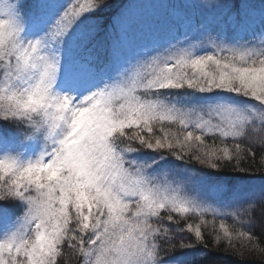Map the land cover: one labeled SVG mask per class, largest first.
Here are the masks:
<instances>
[{
  "label": "snow or ice",
  "instance_id": "1",
  "mask_svg": "<svg viewBox=\"0 0 264 264\" xmlns=\"http://www.w3.org/2000/svg\"><path fill=\"white\" fill-rule=\"evenodd\" d=\"M241 3L249 20L258 13L264 17V7H255L254 0ZM105 4L72 0L34 39L21 35L23 5L0 4V119L15 123L22 140H42L35 158L0 156V202L18 200L23 207L11 231L0 238V264H65L66 253L71 264H164L165 244L171 251L196 244L207 249L214 242L228 252L264 243V232L257 238L250 231L257 208L264 221V191L231 213L234 225L229 226L220 218L222 213L168 186L162 188L148 173V164L129 158L149 149L161 158L167 153L210 169L226 167L224 162L233 159L240 168L246 155L260 154L264 160V30L258 40L235 43L225 42L216 31L205 32L196 41L210 48L203 55L194 54L196 42L170 44L163 54L146 56L122 69L113 82L105 81L76 99L56 87L60 46L85 13ZM212 8L231 19L225 0ZM175 11L185 19L182 9ZM165 89L222 90L250 97L256 105L177 107L138 95H159ZM164 122L180 128L171 132ZM208 135L221 143L209 146ZM229 139L239 142L230 147ZM209 212L211 222L204 219ZM190 215L200 222L181 227ZM8 219V210L0 206V222ZM177 233L183 234L179 243Z\"/></svg>",
  "mask_w": 264,
  "mask_h": 264
},
{
  "label": "rangeland",
  "instance_id": "2",
  "mask_svg": "<svg viewBox=\"0 0 264 264\" xmlns=\"http://www.w3.org/2000/svg\"><path fill=\"white\" fill-rule=\"evenodd\" d=\"M24 0H0V4H16L19 8ZM33 4L32 11L27 12L22 8L24 30L21 35L26 39H34L47 31L59 11L66 7L72 0H29ZM220 0H133L126 5L115 21L116 29L125 32V38H113L104 45L108 49V57H102V62L95 67L85 68L83 57L76 59L88 44L97 41L100 30V22L95 20L92 24L86 22L85 13L70 29L61 44V63L57 77V90L71 92L74 98L79 99L96 87H102L105 81L113 82L117 79L122 69L128 68L146 56L163 54V49L170 44L180 42V46L195 44V42L208 31H216L221 34L227 43L247 40L252 42L255 37L243 32L244 27L235 22L236 9L234 0H225L227 9L231 11V19L223 13L213 12V5ZM199 5V7L195 6ZM176 9H182L181 15L185 19L178 18ZM95 11V10H93ZM92 11V12H93ZM91 12V13H92ZM224 18V22L221 19ZM203 22V25L185 27V22ZM259 38L257 37V40ZM102 46V48L104 47ZM53 44V49H55ZM210 48L196 42L193 52L203 55ZM151 71V70H150ZM158 71V69L156 70ZM155 74V72L153 73ZM3 79V70L0 69V80ZM180 90V89H173ZM185 100L177 107H189L192 105L207 106L217 102H226L240 108H251L256 105L250 97L241 94L214 90L209 93L194 92L184 89ZM183 90V91H184ZM191 99V101H189ZM3 119H0V121ZM0 139V156L17 155L25 161L35 158L42 147V140H22L17 132L6 131ZM2 137V135H0ZM130 159L149 165L148 173L155 176L157 182L163 188L168 186L170 190H176L181 197H194L219 213L221 219H231V213L238 211L239 207H247V203L264 191V178H253L241 185L236 191L223 193V186L206 180L204 174L182 168L174 163L161 158L155 152L144 149L129 154ZM155 161V163H153ZM171 194V191L169 192ZM211 215V213H206ZM241 219L248 221L247 217ZM15 218L9 215L7 222H0V238L6 232L11 231ZM240 226V224L238 223ZM191 254L180 256L162 257L164 264H184Z\"/></svg>",
  "mask_w": 264,
  "mask_h": 264
},
{
  "label": "trees",
  "instance_id": "3",
  "mask_svg": "<svg viewBox=\"0 0 264 264\" xmlns=\"http://www.w3.org/2000/svg\"><path fill=\"white\" fill-rule=\"evenodd\" d=\"M29 0H24L23 6L25 7L27 12L32 11V5ZM133 0H106V4L93 11L89 14L85 15L86 22L92 24L95 20H98L100 23V30L97 34V41L91 42L88 44L86 50L82 51L76 59L83 57L84 60V67L90 68L95 67L96 64L102 62V57H108V49L104 46L108 40L113 38H125V32L120 29H116L115 21L119 17L121 10L128 5ZM237 5L234 4V10L236 9V16L235 22L242 27H244L243 32L245 30L246 33H249L251 37H257L262 30H264V17H262L259 13L257 14L255 20H249L244 16L243 8L244 5L241 3V0H234ZM254 6L258 9L264 7V3L262 0H254ZM239 17V19H238ZM221 21H225L224 18ZM203 25V22H194L189 21L185 22V27L192 25ZM102 46H104L102 48ZM173 90V89H165L160 90L159 95H157L154 91L151 94H146L143 91L138 92V95L142 96L145 99H160L164 100L169 103H175L177 105H181L185 100H181V96H184L185 90ZM191 101V99L189 100ZM164 126L169 129L171 132H177L180 128V125L171 124L170 122H164ZM155 127L157 130L160 127V122H156ZM17 125L10 120H1L0 121V135L2 137L6 135V131L16 132ZM158 134H160L158 132ZM239 141L229 139L226 143L231 147L233 144ZM206 143L211 146L213 144L219 145L221 142L218 138L213 137L212 135H208L206 137ZM195 151V149H193ZM138 151L143 152L144 149H139ZM159 156L160 153L155 152ZM163 156L166 160L174 163L175 165L187 168L193 171H196L198 174H204L205 179L212 181H216L215 183H220L223 186V193L227 194L230 191H236L241 185H244L245 182L249 181L253 178H264V160L261 159V155L258 154L255 158L250 156H245L240 162V168L245 169L244 171H240V168L235 167L236 161L233 159L231 162H224L227 166L222 167L221 169H210L205 168L202 165L196 163L195 161L188 160H181L177 159L172 155H168L167 153ZM0 206L5 207L9 215L13 218L19 216L22 211V203L18 200L11 201V202H0ZM251 216V213H249ZM261 213L257 208L255 213V217H252L250 221L252 223L250 231L252 234L259 238L261 233L264 232V221L260 219ZM248 218V217H247ZM177 219H181L177 217ZM204 219L208 220L209 222L213 221L214 217L212 215L205 214ZM225 223L229 226L234 225V221L231 219H223ZM191 222L193 224L199 223L200 218L194 215L189 216L188 221H182L181 227L183 223ZM216 224L218 227L219 220H216ZM235 227L239 228L240 226L238 223H235ZM210 230V229H209ZM206 239H208V233H205ZM177 240L176 243H179V240L182 238V233H177ZM194 239V237H193ZM185 243H190L191 241L188 239H184ZM226 243V242H225ZM238 244L247 245V241H238ZM264 248V243H257L255 246H245V247H237L233 251H224L223 248L217 247L214 242L209 243V247L206 249L203 245L196 244L194 247L191 248H177L174 250L169 251L168 246L165 244L162 246L161 256L162 257H169V256H180L183 254H191L188 256L186 262L184 264H264V252L261 249ZM65 264H71V257L70 254L65 255L64 258Z\"/></svg>",
  "mask_w": 264,
  "mask_h": 264
}]
</instances>
